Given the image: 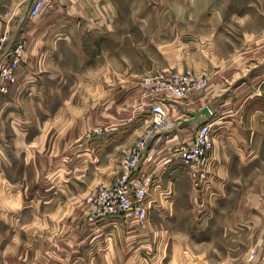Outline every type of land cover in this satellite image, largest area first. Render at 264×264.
Returning <instances> with one entry per match:
<instances>
[{
	"label": "crops",
	"instance_id": "crops-1",
	"mask_svg": "<svg viewBox=\"0 0 264 264\" xmlns=\"http://www.w3.org/2000/svg\"><path fill=\"white\" fill-rule=\"evenodd\" d=\"M24 2L8 0L7 8L21 20L17 25L0 19V28L2 20L3 31H9L2 57L7 59L14 42L22 47L16 82L8 94H0V226L15 233L17 213L26 217L24 233L41 235L38 243L24 244L39 251L38 264H128L144 237L158 250L160 229L151 221L139 227L130 217L91 223L79 202L96 187L110 184L119 172V159L141 135L140 120L149 101L143 79L183 71L188 65L186 60L179 62V49L191 57L195 49L205 48L209 37L192 40L191 35H179L177 40L173 31L161 44L154 30L159 21L148 18L142 22H148L149 39L124 36L123 0H50V7L30 19L25 15L28 3L22 9ZM163 22L175 27L176 21L168 17ZM242 43L232 51L231 70L229 61L215 53L218 63L209 72L203 93L163 104L168 117L176 119L173 134L157 149L164 133L148 141L139 174L151 173L156 183L163 182L164 156H156L171 150L173 142L181 143L183 132L220 112L229 100L224 98L229 88L233 106H250V111L262 104L255 88H264V51L258 53L254 43H264V28L258 35L243 33ZM204 107L209 117L185 122ZM260 123L251 116L247 119V126L256 132L252 149L257 154L262 148ZM105 126L106 132L92 133ZM218 165L225 169L222 160ZM258 179L264 185V178ZM70 180L80 189L65 195ZM255 185L256 180L251 194L256 193ZM261 219L253 246L249 243L250 264H264V215Z\"/></svg>",
	"mask_w": 264,
	"mask_h": 264
},
{
	"label": "rangeland",
	"instance_id": "rangeland-1",
	"mask_svg": "<svg viewBox=\"0 0 264 264\" xmlns=\"http://www.w3.org/2000/svg\"><path fill=\"white\" fill-rule=\"evenodd\" d=\"M27 3L28 0H25L22 9ZM8 5V0H0V19L5 18L4 20L9 23L17 25L21 20L19 21L17 14L13 15V11L7 8ZM168 17L175 18V27L164 24L163 20ZM26 18L30 19L27 16ZM146 18L159 21L154 30L159 34L161 44L164 39L173 36V31L177 40L179 35H191L195 38L192 40L208 36L210 42L205 43V48L195 49L189 53L192 54L191 57L185 54L182 48L178 53V56H182L179 62L187 61L188 66L184 65L183 71H190L195 75H208L210 71H214L218 63L215 53L229 61L227 68L231 70L232 51L243 46L242 34L249 30L258 35L263 30L264 0H123L124 36L132 35L139 41L149 39V35H146L149 34L146 31L148 27L145 25L148 22L145 24L142 22ZM1 23L3 26L0 28V38L5 35L9 41V31L7 29L3 31L5 22L1 20ZM16 44L18 43H13ZM254 45L258 53L264 51V43ZM179 50L177 48V51ZM258 58H255V63H258ZM260 70L263 69L255 71ZM258 89L257 85L255 90L259 91L262 104L255 105L257 107L250 111L247 110L250 106L231 104V88L225 93L224 98L229 100L212 118L214 125L213 146L209 152L211 156L208 154L202 177L198 181L188 178L184 167L167 160L170 151L180 145L179 141L173 142L171 150L164 149L156 156V158L164 156L162 160H165L163 164L166 166L162 176L163 182L155 183L157 186L149 192L151 210L148 221L161 231L160 246L158 245V250H155V243L151 245L144 237L141 239L143 244L132 251L134 254L128 264L252 262L249 243L253 246L254 233L261 223H258L257 219L262 221L261 217L264 215V185L258 181V178H264V88ZM146 109L147 105L145 112ZM249 116L253 117L255 123L261 121L263 127L259 143L262 148L258 154L252 149L253 136L256 132L247 126ZM144 127L146 126H143V129ZM104 128L109 127L105 126L102 129ZM195 129L189 128L183 132L184 142L189 141ZM172 134V131L165 132L162 141L159 140L156 144V149ZM148 145L149 142L146 143L145 153ZM253 158H256L255 161ZM221 160L225 162V169L222 170L218 169ZM248 161L254 162L249 165ZM255 180L256 193L251 194ZM79 189L77 182L72 183L70 180L64 188V193L65 195L76 193ZM165 195L168 197L164 198ZM67 204L69 210L71 203ZM79 205L82 209L81 201ZM20 214L17 213L15 233H7L4 231L7 229L6 226L2 224L0 226V264L24 262L38 264L39 251L29 249L24 244L38 243L41 235L38 232L25 234V226L29 224V220L22 214L20 217Z\"/></svg>",
	"mask_w": 264,
	"mask_h": 264
},
{
	"label": "built area",
	"instance_id": "built-area-1",
	"mask_svg": "<svg viewBox=\"0 0 264 264\" xmlns=\"http://www.w3.org/2000/svg\"><path fill=\"white\" fill-rule=\"evenodd\" d=\"M50 0H33L25 15L29 18L37 16L48 7ZM8 41L3 35L0 38V94H7L10 86L16 82V70L22 54L19 44L14 46L11 54L1 55V47ZM1 57L3 59H1ZM143 85L149 89V101L141 125L144 127L128 151L118 161L119 172L107 186H98L81 202L86 219L91 223L111 220L116 221L130 217L142 227L149 219V192L156 187V177L139 174V165L145 154L146 143L154 134L173 131L175 120L168 117L163 104L165 102L188 101L191 97L204 92L209 85V75H195L190 71L167 72L155 74L143 79ZM190 119V117H188ZM213 120L208 118L199 124L188 142L181 141L173 148L167 158L168 162L178 163L184 167L186 175L192 181L202 177L208 154L213 146ZM108 129H102L106 132ZM95 129L93 134H100ZM168 197V195H165ZM253 254H250V259Z\"/></svg>",
	"mask_w": 264,
	"mask_h": 264
},
{
	"label": "water",
	"instance_id": "water-1",
	"mask_svg": "<svg viewBox=\"0 0 264 264\" xmlns=\"http://www.w3.org/2000/svg\"><path fill=\"white\" fill-rule=\"evenodd\" d=\"M32 1L33 0H28V4H27L28 8L31 5ZM209 116H210V113H209L208 108L207 107H204L200 111L191 113L190 119L186 120L185 122L187 124L195 123L198 120L199 117H209Z\"/></svg>",
	"mask_w": 264,
	"mask_h": 264
}]
</instances>
